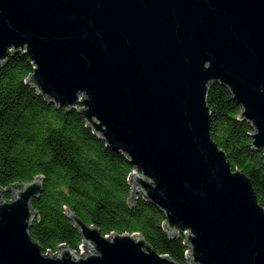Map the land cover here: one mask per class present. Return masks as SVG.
Instances as JSON below:
<instances>
[{
	"label": "water",
	"instance_id": "water-1",
	"mask_svg": "<svg viewBox=\"0 0 264 264\" xmlns=\"http://www.w3.org/2000/svg\"><path fill=\"white\" fill-rule=\"evenodd\" d=\"M20 52L29 85L128 158L130 202L165 214L188 264H264V206L213 140L208 103L212 85L229 88L264 154V0H0V66ZM44 185L0 191V264H180L70 209L86 251L46 254L31 235Z\"/></svg>",
	"mask_w": 264,
	"mask_h": 264
},
{
	"label": "trees",
	"instance_id": "trees-1",
	"mask_svg": "<svg viewBox=\"0 0 264 264\" xmlns=\"http://www.w3.org/2000/svg\"><path fill=\"white\" fill-rule=\"evenodd\" d=\"M0 66V191L6 199L15 184L45 178L43 193L33 201L37 217L32 238L43 251L62 245L81 252L79 231L66 216L72 210L98 227L104 236L141 234L161 255L188 264L185 237L171 239L165 214L138 196L130 202V176L135 168L97 136L77 110L50 103L27 83L34 72L30 58L10 54ZM211 136L228 155L232 168L252 181L264 206V154L256 150L250 122L226 86L215 83L208 98Z\"/></svg>",
	"mask_w": 264,
	"mask_h": 264
},
{
	"label": "rangeland",
	"instance_id": "rangeland-1",
	"mask_svg": "<svg viewBox=\"0 0 264 264\" xmlns=\"http://www.w3.org/2000/svg\"><path fill=\"white\" fill-rule=\"evenodd\" d=\"M85 251H86V249H85V247L83 246L82 249H81V253H83V252H85Z\"/></svg>",
	"mask_w": 264,
	"mask_h": 264
}]
</instances>
